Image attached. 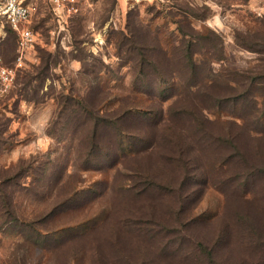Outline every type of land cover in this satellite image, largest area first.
<instances>
[{
  "label": "rangeland",
  "instance_id": "obj_1",
  "mask_svg": "<svg viewBox=\"0 0 264 264\" xmlns=\"http://www.w3.org/2000/svg\"><path fill=\"white\" fill-rule=\"evenodd\" d=\"M26 1L0 264H264V0Z\"/></svg>",
  "mask_w": 264,
  "mask_h": 264
},
{
  "label": "built area",
  "instance_id": "obj_2",
  "mask_svg": "<svg viewBox=\"0 0 264 264\" xmlns=\"http://www.w3.org/2000/svg\"><path fill=\"white\" fill-rule=\"evenodd\" d=\"M50 3L55 10L70 16L78 12L80 0H50ZM31 14L26 0H0V20L8 23L15 32L18 54L12 65H0V84L5 89L12 85L22 58L36 42V32L29 25Z\"/></svg>",
  "mask_w": 264,
  "mask_h": 264
},
{
  "label": "trees",
  "instance_id": "obj_3",
  "mask_svg": "<svg viewBox=\"0 0 264 264\" xmlns=\"http://www.w3.org/2000/svg\"><path fill=\"white\" fill-rule=\"evenodd\" d=\"M6 24H8V23H6ZM9 25V24H8ZM10 26V25H9ZM11 28V27H10ZM13 31V30H12ZM14 32V31H13ZM14 34H15V32H14ZM15 49H17V40H16V48ZM196 84V83H195ZM188 85L189 86H193L194 84L193 83H188ZM87 109L86 108V106H83V109ZM95 128L94 129H96V128H98L97 127V125L96 126H94ZM94 133H95V130H94ZM94 141H95V137H94ZM231 145H233V143H231ZM234 146V145H233ZM159 186H161L159 183H157V182H155L154 180H152L151 178H149L148 176L146 177V179H145V182H144V184H143V192L144 191H151V190H156ZM129 188H131V186H127L126 187V189H129Z\"/></svg>",
  "mask_w": 264,
  "mask_h": 264
}]
</instances>
